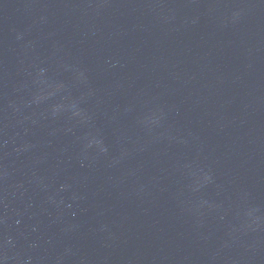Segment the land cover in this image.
Masks as SVG:
<instances>
[{"label": "water", "instance_id": "obj_1", "mask_svg": "<svg viewBox=\"0 0 264 264\" xmlns=\"http://www.w3.org/2000/svg\"><path fill=\"white\" fill-rule=\"evenodd\" d=\"M0 264H264V0H0Z\"/></svg>", "mask_w": 264, "mask_h": 264}]
</instances>
